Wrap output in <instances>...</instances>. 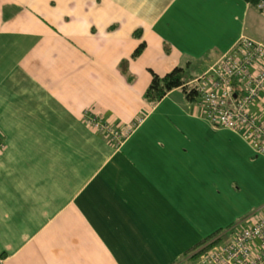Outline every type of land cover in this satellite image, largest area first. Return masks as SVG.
<instances>
[{
	"label": "crops",
	"instance_id": "1",
	"mask_svg": "<svg viewBox=\"0 0 264 264\" xmlns=\"http://www.w3.org/2000/svg\"><path fill=\"white\" fill-rule=\"evenodd\" d=\"M252 11L243 0H0V264H179L264 216V157L180 89L143 99L152 74L194 64L193 87L256 41ZM90 116L130 132L116 143Z\"/></svg>",
	"mask_w": 264,
	"mask_h": 264
},
{
	"label": "built area",
	"instance_id": "2",
	"mask_svg": "<svg viewBox=\"0 0 264 264\" xmlns=\"http://www.w3.org/2000/svg\"><path fill=\"white\" fill-rule=\"evenodd\" d=\"M258 9L264 11V2ZM193 85L204 118L213 127L237 134L256 157H264V41L243 38ZM86 123L116 143L130 132L120 134L91 116ZM246 223L232 240L207 248L196 260L186 258L182 264H264V216Z\"/></svg>",
	"mask_w": 264,
	"mask_h": 264
},
{
	"label": "trees",
	"instance_id": "3",
	"mask_svg": "<svg viewBox=\"0 0 264 264\" xmlns=\"http://www.w3.org/2000/svg\"><path fill=\"white\" fill-rule=\"evenodd\" d=\"M245 1L250 7H257L260 2H264V0H243ZM145 45L144 43H140V45L136 48L134 53L132 54V58H137L143 51ZM184 69L175 68L170 73L166 74L163 77H158L155 74H152V80L148 89L144 94V101L150 105L155 106L160 100H162L168 93L173 90L180 89L181 92L184 94L185 98L190 102H196L199 100V96L194 87L186 85L189 81L183 79ZM204 243L201 242L200 244ZM198 244V245H200ZM197 245V246H198ZM196 248L193 247L192 250ZM188 251V252H189ZM188 252L186 254H188ZM189 256V255H188Z\"/></svg>",
	"mask_w": 264,
	"mask_h": 264
},
{
	"label": "rangeland",
	"instance_id": "4",
	"mask_svg": "<svg viewBox=\"0 0 264 264\" xmlns=\"http://www.w3.org/2000/svg\"><path fill=\"white\" fill-rule=\"evenodd\" d=\"M248 30L251 33V36L256 39V41H264V11L262 12H258V11H252L250 16H249V22H248ZM184 73H183V79L186 80L188 78H194L196 77V71L197 68L194 67V64L191 66H184ZM237 225V224H236ZM235 227V225L233 226ZM224 231L226 229H223ZM224 231H222V234L220 235H215L214 237H219L222 236V240L221 242L227 241L230 239L231 235L230 232H226V234L224 235ZM213 237V238H214ZM212 238V239H213ZM211 239V240H212ZM210 240H206L204 241V243L200 244V245H196V248H194L192 250V252H188V254H190V260H196L198 256H200L201 254L204 253V251H206L207 248H210L216 244H218V241H214L211 244H209L208 246H205L203 248H201L205 243L209 242ZM186 254V255H188ZM187 257V256H186ZM188 258V259H189ZM186 258H184L183 260H185ZM179 264H182V260L178 261Z\"/></svg>",
	"mask_w": 264,
	"mask_h": 264
}]
</instances>
